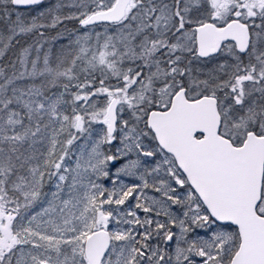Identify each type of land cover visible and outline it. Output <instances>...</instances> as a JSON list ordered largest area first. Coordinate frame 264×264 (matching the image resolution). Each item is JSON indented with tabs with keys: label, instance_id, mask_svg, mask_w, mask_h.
<instances>
[{
	"label": "snow or ice",
	"instance_id": "obj_1",
	"mask_svg": "<svg viewBox=\"0 0 264 264\" xmlns=\"http://www.w3.org/2000/svg\"><path fill=\"white\" fill-rule=\"evenodd\" d=\"M0 264H264V0H0Z\"/></svg>",
	"mask_w": 264,
	"mask_h": 264
}]
</instances>
